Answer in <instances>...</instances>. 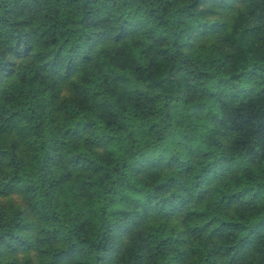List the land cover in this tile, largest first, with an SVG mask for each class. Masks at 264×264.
I'll return each mask as SVG.
<instances>
[{
	"label": "trees",
	"instance_id": "1",
	"mask_svg": "<svg viewBox=\"0 0 264 264\" xmlns=\"http://www.w3.org/2000/svg\"><path fill=\"white\" fill-rule=\"evenodd\" d=\"M0 264H264V0H0Z\"/></svg>",
	"mask_w": 264,
	"mask_h": 264
}]
</instances>
